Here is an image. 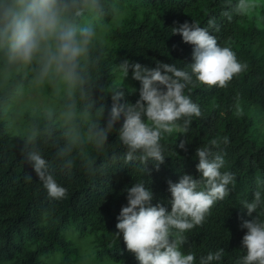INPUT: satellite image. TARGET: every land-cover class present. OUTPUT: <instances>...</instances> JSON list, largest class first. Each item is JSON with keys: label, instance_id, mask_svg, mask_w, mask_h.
Returning a JSON list of instances; mask_svg holds the SVG:
<instances>
[{"label": "trees", "instance_id": "16d2710c", "mask_svg": "<svg viewBox=\"0 0 264 264\" xmlns=\"http://www.w3.org/2000/svg\"><path fill=\"white\" fill-rule=\"evenodd\" d=\"M68 2L82 10V15L74 20L78 29L89 27L102 32V39H93L87 57L80 61L81 79L68 83L69 93L57 99L64 109L84 112L87 118L83 122L75 120L78 134L74 139L56 125L52 114L31 121V137H12L0 121V263L42 264L43 257L62 252L68 264L73 249L64 234L75 229L78 237L90 236L94 262L139 264L126 249L122 235L116 234L117 216L127 204L126 188L143 182L153 192L151 204L159 202L170 210L167 181L178 182L183 174L199 178L196 148L227 136L230 143L222 146L225 167L221 171L234 173L236 186L212 207L202 227L185 234L189 243L182 251L194 253L199 264L202 256L224 248L222 260L213 264H238L246 254L241 241L247 231L240 227L242 221L238 216L251 219L245 215L246 210L240 209L241 201L252 199L259 187L258 177L264 180V136L258 126L260 117L264 118V12L260 14V25L252 15L233 14L229 21L222 15L226 0ZM232 2L235 4L236 0ZM209 18H215L220 26L219 32L209 29L219 45L230 47L238 61L248 68L235 76L227 88L196 85L191 91L185 89L200 106L203 116L193 119L189 134L166 136L162 141L165 162L159 171L151 161L146 165L150 170L147 174L139 162L124 163L125 148L118 130L122 119L109 132L102 148L90 140L93 124H106L110 97L117 85L122 83L127 102L134 104L139 98L140 83L132 79L131 70L122 79L121 62L128 59L155 67L160 61L190 72L192 45L182 42L180 35L171 34L172 27L195 21L207 28ZM4 48L7 45L0 44V52ZM39 54L26 65V76L30 78L36 77L42 68ZM11 63L1 65L10 67ZM14 78L21 80L19 74ZM22 82L27 84L26 80ZM12 84L10 80L9 87ZM7 100L8 89L1 90L0 108ZM238 108L243 115L237 116ZM181 140L188 141L186 151L176 146ZM31 151L39 152L46 160L49 172L67 189L66 198L56 201L48 197L27 162ZM260 190L264 192V188Z\"/></svg>", "mask_w": 264, "mask_h": 264}, {"label": "clouds", "instance_id": "9594fccd", "mask_svg": "<svg viewBox=\"0 0 264 264\" xmlns=\"http://www.w3.org/2000/svg\"><path fill=\"white\" fill-rule=\"evenodd\" d=\"M258 7L257 0H226L222 13L229 21L233 14L250 15ZM82 10L68 0H0V44L7 45L10 61L29 65L41 54L44 75L55 72L69 83L80 80L78 68L86 58L95 32L92 28L78 29L74 23ZM177 22H174V24ZM207 28L195 21H185L172 27L171 34H178L182 42L192 45L191 71L174 64L157 61L155 67L125 59L120 64L122 79L139 81V98L134 104L125 100L122 83L111 94L104 127L93 124L89 139L103 147L108 134L121 121L119 140L125 148L124 163L139 162L147 174L148 162L155 170L165 162V145L162 141L173 133L189 134L194 118H202L200 106L185 93L188 88L204 85L206 88H227L235 76L247 71L248 65L238 61L236 53L227 46H220L209 29L219 32L215 18H209ZM195 77V81L193 79ZM243 115L242 109L237 116ZM31 139V138H30ZM187 140L178 148L187 150ZM230 143L227 136L211 139L197 147L196 170L199 178L183 174L178 182L167 181L171 199L169 208L157 202L151 204L153 192L143 182L126 188V206L117 216V236L122 235L126 249L135 255L139 264H196L195 254L184 253L189 243L185 235L202 227L212 207L223 201L236 186L235 174L221 171L225 167L224 147ZM117 159L119 158L116 157ZM27 162L42 182L52 200H63L67 189L58 184L48 170V163L37 151L27 154ZM258 189L251 200H242L240 209L246 210L240 227L247 229L241 245L246 254L238 264H264V180L257 178ZM255 213V215H253ZM220 248L202 256L199 264H213L224 256Z\"/></svg>", "mask_w": 264, "mask_h": 264}, {"label": "rangeland", "instance_id": "374dc122", "mask_svg": "<svg viewBox=\"0 0 264 264\" xmlns=\"http://www.w3.org/2000/svg\"><path fill=\"white\" fill-rule=\"evenodd\" d=\"M258 7L248 15L256 17L258 23L262 25L261 12H264V0H257ZM95 32L93 39H102V32ZM43 66L41 54L37 56ZM12 62L10 67H2V63ZM27 67L17 61H10L7 55V48L0 52V91L8 89V100L0 108V121L4 125L6 132L12 137L26 136L31 137L34 131L31 128V121L38 120L45 114H52L58 127L63 128L73 139L77 138L78 128L75 120L85 121L87 114L80 111L64 109L58 103L59 97L65 96L70 91V85L55 72L44 75L42 68L36 77L26 76ZM17 74L20 79L14 78ZM14 78V79H13ZM13 84L9 87V81ZM22 80H26L27 84ZM125 84L132 88L129 80ZM259 133L264 136V118L260 117L258 123ZM69 240L70 247L73 249L68 256V264H121L120 262L102 261L94 262V248L90 243V236H77L75 229L69 230L64 234ZM64 253H55L50 257L42 258V264H66ZM6 264V263H0Z\"/></svg>", "mask_w": 264, "mask_h": 264}]
</instances>
